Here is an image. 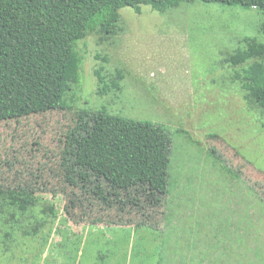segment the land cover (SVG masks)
<instances>
[{
  "label": "rangeland",
  "instance_id": "obj_1",
  "mask_svg": "<svg viewBox=\"0 0 264 264\" xmlns=\"http://www.w3.org/2000/svg\"><path fill=\"white\" fill-rule=\"evenodd\" d=\"M119 15L65 108L0 122V264H264V111L221 64L264 12Z\"/></svg>",
  "mask_w": 264,
  "mask_h": 264
},
{
  "label": "trees",
  "instance_id": "obj_2",
  "mask_svg": "<svg viewBox=\"0 0 264 264\" xmlns=\"http://www.w3.org/2000/svg\"><path fill=\"white\" fill-rule=\"evenodd\" d=\"M195 1L264 12V0H0V122L65 108L81 83L76 42L93 33L114 34L122 8L139 14L145 5L162 14ZM221 64L239 67L234 81L245 99L264 111V42L244 38ZM99 72L103 92L120 90L121 72L111 88Z\"/></svg>",
  "mask_w": 264,
  "mask_h": 264
}]
</instances>
